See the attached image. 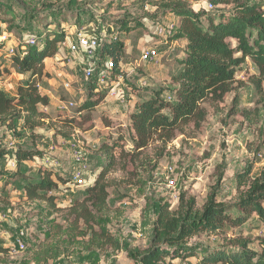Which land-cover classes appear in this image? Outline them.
<instances>
[{"label": "rangeland", "instance_id": "rangeland-1", "mask_svg": "<svg viewBox=\"0 0 264 264\" xmlns=\"http://www.w3.org/2000/svg\"><path fill=\"white\" fill-rule=\"evenodd\" d=\"M1 1L8 3L11 10L6 8L0 14V35L3 31L14 34L0 50V90L10 96L16 90L17 80L24 82V78L17 75V66L9 60L10 45L15 46L16 53L21 49L27 51L26 47H19L22 35H40L42 27L67 33L66 42L59 46V60L54 57L47 64L45 60L50 77L40 84L42 93H49L50 106L43 110L54 120V125L46 122L35 131L12 132L0 124V142L8 152L0 161V264H44L35 261L34 251L45 240L50 221L67 225L65 213L49 218L44 203L26 198L24 181L37 182L41 168L55 171L63 182H58L56 190L59 204L67 206L73 200L84 198L85 187L94 183L106 165L107 159L100 150L103 144L118 142L117 152L122 148L133 150L130 116L134 110L128 109L133 107L134 101L156 91L168 99L177 87L173 79L178 76L182 50L178 44L174 47L166 44L159 29L178 20L164 14L160 3L165 0H156L157 5L140 0ZM209 4H212L210 0H199L191 5L197 12L214 15V19L232 12L231 5L221 4L208 10ZM53 7H63L61 16L55 20L50 15ZM37 13L42 20L33 19L31 27L23 29L21 25L27 23L26 15ZM124 18L135 19L139 24L122 32L118 21ZM51 23L53 25L49 26ZM201 23L208 26L205 19ZM80 33L99 38L101 47L89 55L81 51ZM116 38L124 42L125 55L119 68L111 70L110 60L102 55L101 49ZM232 43L235 47V42ZM171 47L174 51L165 54ZM149 48L157 50L158 57L145 63L141 58ZM89 70H94L92 77H87ZM6 71L14 75L11 77ZM258 72L256 65L247 60L238 73L233 92L221 101L210 98L203 103L207 114L199 128L186 127L167 144L153 142L131 162L125 163V169L124 163L118 160L107 175L110 205L107 226L120 242V250L111 246L89 250L82 244L87 243L88 238H81L70 253L48 264H135L137 258L132 257V252L150 247L161 204L170 203L175 211L182 202L187 205L194 200L195 208L201 211L216 189L218 201L234 207L256 180H264V94L253 84ZM116 77L122 79L118 91H124L125 102L122 103L127 106L120 108V113L114 110L117 103L107 100ZM95 83L98 91L90 94L89 88ZM91 96L92 102H96L95 108L83 109ZM165 113L170 114V111ZM64 119H72L73 123L65 128L60 124ZM74 144L88 160L81 182L74 180L79 171L73 161ZM18 149L40 153V156L22 163L19 169L16 162L13 168L11 164L16 160L14 154ZM250 167V177L242 184L240 177ZM171 180L176 182L175 189L169 187ZM64 182H68L67 185ZM229 213L234 219L243 216L234 208ZM245 218L236 223L225 222L224 231L215 235L201 234L192 239L190 243L197 249L196 257L174 261L168 258L164 264H200L205 252L230 246L236 239L247 241L252 251L264 252V219L256 214ZM22 232L25 233L23 249L16 244ZM3 249L10 251L2 253Z\"/></svg>", "mask_w": 264, "mask_h": 264}, {"label": "trees", "instance_id": "trees-1", "mask_svg": "<svg viewBox=\"0 0 264 264\" xmlns=\"http://www.w3.org/2000/svg\"><path fill=\"white\" fill-rule=\"evenodd\" d=\"M197 1L199 0H165L160 3L166 16L171 14L180 20L179 28L171 39L186 40L185 57L179 59L183 69L173 79L177 84L173 97L165 99L160 91H156L136 103L130 116V128L134 135L133 150L126 151L122 148L117 152L118 142L103 144L100 150L107 159L106 165L94 183L85 187L84 198L73 200L67 206L59 204L56 190L58 182H63L55 171L41 168V178L37 182L24 181L26 198L32 202L44 203L49 218L65 213L67 224L65 226L55 221L49 222L45 240L34 251L36 262L48 264L49 261L70 253L81 238H88L87 243L82 244L89 250L92 247L103 249L106 246L120 250V242L113 237L107 226V212L110 209L107 175L117 166L118 160L124 163L122 167L125 169V163L131 162L153 142L167 144L186 127L194 125L199 128L207 114L203 103L210 98L221 101L233 92L238 73L247 60L258 68L253 84L259 93L264 94V0H210L215 7L221 4L232 6L231 14L216 19L212 14L195 11L191 4ZM139 2L158 4L156 0ZM6 8L10 9V5L0 0V14ZM53 8L50 15L55 20L61 16L63 7ZM33 19L40 22L42 16L39 13L26 15L27 23L21 25L23 29H29ZM202 19L208 22L207 27L201 23ZM138 24V21L129 18L118 21L122 32H128ZM52 25L53 23L49 26ZM41 30L40 35L24 33L21 39L32 36L37 39L36 44L28 46L25 52L21 49L15 56H11L19 73L24 76V82L17 86L16 95L10 96L0 90V124L12 132L35 131L46 122L54 125V120L43 110L51 102L49 96L42 93L40 84L44 78L50 77L45 60L57 56L59 46L67 40V33L44 27ZM8 34L14 36L11 32ZM232 42H235V47ZM5 45L0 44V50ZM21 46L19 44L20 48ZM101 53L112 62L113 69H117L125 55L124 42L116 38L105 44ZM89 89L90 94H95L98 91L97 83ZM92 100L93 96L83 105V109L93 110L96 102ZM166 110L170 114L165 113ZM72 123V119H64L60 124L66 128ZM14 155L19 169L22 163L38 158L40 153L18 149ZM7 156L8 152L0 142V161ZM251 172L250 167L241 175L242 184L250 177ZM67 183L64 182L66 185ZM263 203L264 180L259 179L234 207L220 203L216 189H213L201 211L195 208L194 200L187 205L182 202L180 209L175 211L170 203L161 204L150 247L144 251L132 252V257L137 258L135 264H164L168 258L174 261L196 257L197 249L190 243L192 239L201 234L215 235L224 231L225 222H240L250 214L264 219ZM232 208L238 209L243 216L234 219L229 213ZM9 251L3 249L1 252ZM200 264H264V252L252 251L247 241L236 239L230 246L205 252Z\"/></svg>", "mask_w": 264, "mask_h": 264}, {"label": "built area", "instance_id": "built-area-1", "mask_svg": "<svg viewBox=\"0 0 264 264\" xmlns=\"http://www.w3.org/2000/svg\"><path fill=\"white\" fill-rule=\"evenodd\" d=\"M214 8L215 7L212 4L208 5V10H213ZM178 28H179V25H177L175 22H171L168 25H166V27L160 28L159 34L166 37L167 39H170L176 33ZM11 36H12L11 34H8L6 32L1 34L0 44H6L10 40ZM78 38H79V47L81 51L86 52L88 55L96 52L97 49L101 47V41L99 40V38L97 39L95 37H90L83 33H80L78 35ZM36 42H37V39L32 36H25L23 39L20 40L22 47L24 46L26 48L28 46H32L36 44ZM74 50L77 52L75 48ZM7 52L9 56L16 55V49L12 45H10V49H8ZM157 57H158V51L155 49L149 48L146 51H144L141 60L145 63L153 62L156 60ZM109 67L111 68V70H113V64L111 61H110ZM93 74H94V70H89L87 72V77H92ZM117 95L120 97V100L122 102H125V93L123 90L118 91ZM73 161L79 167V171L74 175L75 176L74 180L77 182H81V180H83L84 172H86L88 168V165H87L88 160L82 153L81 149L76 144L73 145ZM11 165L13 168H15L16 160H14ZM169 187L172 189H175L176 182L174 180L169 181ZM24 240H25V233L22 232L16 243L18 247L21 249L25 247Z\"/></svg>", "mask_w": 264, "mask_h": 264}, {"label": "crops", "instance_id": "crops-1", "mask_svg": "<svg viewBox=\"0 0 264 264\" xmlns=\"http://www.w3.org/2000/svg\"><path fill=\"white\" fill-rule=\"evenodd\" d=\"M169 16H172L173 18H176L177 20H178V22H176L175 21V23L177 24V25H179L180 24V20H179V18L178 17H176V16H174V15H171V14H168V17ZM171 20H173V19H171ZM165 39L167 40V43L166 44H168V45H170V46H176L177 44H178V46L179 47H181V56H179V58L180 59H183L184 57H185V47H186V40H183V39H179V40H172L171 38L170 39H167L166 37H165ZM157 46H160V45H157ZM5 48V47H4ZM157 48V47H156ZM174 51V49L171 47V48H169V50L168 51H166V53L165 54H167L169 51ZM9 56V55H8ZM58 56H59V54L56 56V60H59L58 59ZM168 56V55H167ZM10 59V61L12 62V64H15L14 63V61H13V59L11 58V57H9ZM50 59H47L46 60V64H47V62L49 61ZM51 60H52V58H51ZM16 65V64H15ZM3 68H5V67H3ZM3 68H2V70H3ZM7 68H10V67H7ZM179 68L180 69H178V71L176 72V75H178L181 71H182V69H183V66H179ZM46 70L50 73V68L49 67H47L46 66ZM17 72H19L18 71V67H17ZM5 73V70H3V72H2V74H4ZM6 73L7 74H9L7 71H6ZM12 73V72H11ZM14 73V72H13ZM9 74V75H11V77H12V75H14V74ZM18 76H20L21 74H17ZM175 75V76H176ZM10 77V78H11ZM20 77H22V78H24V76L23 75H21ZM21 80V79H20ZM20 80L18 79L17 80V84H16V89H17V86L20 84ZM122 79L121 78H118V77H116V82H114L113 83V88L111 89V91L109 92V94H108V96H107V100H109V101H113V104L116 102L117 103V105H115V108H114V110L117 112V113H120L121 112V109L120 108H122V107H127V106H125V104H123L122 103V101H120V99H119V96L117 95V93L116 92H118V88L120 87V85H121V83H122V81H121ZM177 85V84H176ZM120 91V90H119ZM47 93V92H46ZM48 95H49V93H47ZM16 95V90H15V92H14V94L13 95H11V96H15ZM150 95H152V94H150ZM174 96V93L172 94V97ZM145 98H147V97H145ZM142 99V98H141ZM140 99V100H141ZM138 101H134L133 102V107L132 108H130V109H128L129 111H133V110H135V107H136V103H137ZM48 109V108H47Z\"/></svg>", "mask_w": 264, "mask_h": 264}]
</instances>
